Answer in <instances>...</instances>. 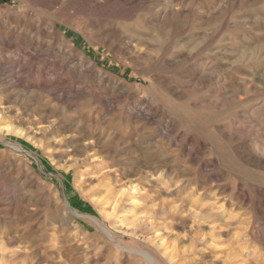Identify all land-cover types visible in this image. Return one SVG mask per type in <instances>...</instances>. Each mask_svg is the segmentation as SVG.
<instances>
[{
    "label": "rangeland",
    "instance_id": "1",
    "mask_svg": "<svg viewBox=\"0 0 264 264\" xmlns=\"http://www.w3.org/2000/svg\"><path fill=\"white\" fill-rule=\"evenodd\" d=\"M0 264H264V0H0Z\"/></svg>",
    "mask_w": 264,
    "mask_h": 264
}]
</instances>
